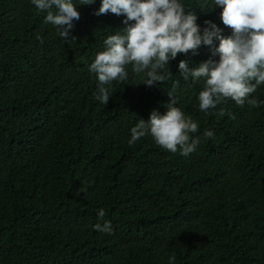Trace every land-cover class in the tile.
<instances>
[{
  "label": "trees",
  "instance_id": "1",
  "mask_svg": "<svg viewBox=\"0 0 264 264\" xmlns=\"http://www.w3.org/2000/svg\"><path fill=\"white\" fill-rule=\"evenodd\" d=\"M180 2L201 29L211 20L231 35L213 0ZM73 3L80 19L63 40L31 0H0V264H169L172 254L174 264H264V121H252L264 104L200 111L203 81L184 80L178 62L217 59L203 44L170 60L155 87L127 66L101 104L88 66L124 17L95 15L100 0ZM169 91L198 123L196 150L171 153L151 136L130 147L131 127L163 114ZM253 95L264 101V85ZM105 220L110 234L94 228Z\"/></svg>",
  "mask_w": 264,
  "mask_h": 264
},
{
  "label": "clouds",
  "instance_id": "2",
  "mask_svg": "<svg viewBox=\"0 0 264 264\" xmlns=\"http://www.w3.org/2000/svg\"><path fill=\"white\" fill-rule=\"evenodd\" d=\"M95 0H79L81 5H91ZM38 11L45 12V24H51L60 38L68 40L73 22L80 19L73 0H31ZM213 6L221 8L220 19L231 29V35L221 34V29L211 20H205L201 29L196 13L188 9L180 0H100L97 16L108 13L123 16L124 27L108 35L103 50L96 53L89 64V71L95 73L98 81L94 98L107 105L113 95L109 87L113 81L127 83V66L134 74L141 76L140 83L155 87L170 76L169 61L178 54H197L203 44L209 46L211 57L196 66H189L187 60L178 62V73L184 80L203 81L197 100L199 110L209 113L227 99L239 107L246 104L257 107L264 104L253 94L264 85V0H213ZM212 6V8H213ZM211 8V9H212ZM201 11L204 5L200 7ZM214 38L218 43H213ZM36 39L43 43L37 34ZM73 39H75L73 37ZM142 74V75H141ZM161 114L155 109L147 121L140 118L130 129L128 145L145 136H151L155 144L171 153L180 152L187 156L199 145L198 123L176 105L173 92ZM219 116H224L221 109ZM234 119V115L229 113ZM252 121H264V117L254 115ZM204 136L212 138L214 132L205 130ZM105 211L97 213L104 220ZM95 230L111 233L110 221L94 225ZM175 255L169 257L174 264Z\"/></svg>",
  "mask_w": 264,
  "mask_h": 264
}]
</instances>
